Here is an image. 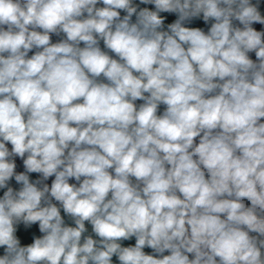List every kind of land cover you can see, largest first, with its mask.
Segmentation results:
<instances>
[{"label": "clouds", "instance_id": "obj_1", "mask_svg": "<svg viewBox=\"0 0 264 264\" xmlns=\"http://www.w3.org/2000/svg\"><path fill=\"white\" fill-rule=\"evenodd\" d=\"M0 264H264V0H0Z\"/></svg>", "mask_w": 264, "mask_h": 264}]
</instances>
